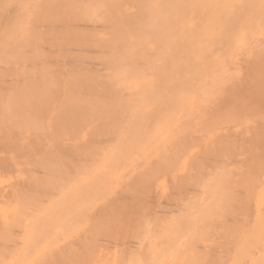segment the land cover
Masks as SVG:
<instances>
[{
    "label": "bare ground",
    "instance_id": "bare-ground-1",
    "mask_svg": "<svg viewBox=\"0 0 264 264\" xmlns=\"http://www.w3.org/2000/svg\"><path fill=\"white\" fill-rule=\"evenodd\" d=\"M0 264H264V0H0Z\"/></svg>",
    "mask_w": 264,
    "mask_h": 264
},
{
    "label": "rangeland",
    "instance_id": "rangeland-1",
    "mask_svg": "<svg viewBox=\"0 0 264 264\" xmlns=\"http://www.w3.org/2000/svg\"><path fill=\"white\" fill-rule=\"evenodd\" d=\"M116 196L110 198L116 199ZM129 198L131 199L129 204H123L124 207L120 206L114 213L117 222L112 223L111 236L117 240L122 239V237L137 240V235L135 236L136 223L141 218L142 207H139L138 201L133 196Z\"/></svg>",
    "mask_w": 264,
    "mask_h": 264
}]
</instances>
